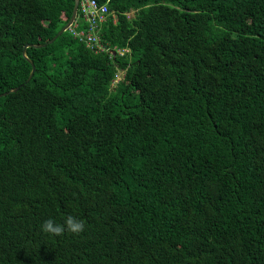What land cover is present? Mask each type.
<instances>
[{
    "label": "trees",
    "instance_id": "obj_1",
    "mask_svg": "<svg viewBox=\"0 0 264 264\" xmlns=\"http://www.w3.org/2000/svg\"><path fill=\"white\" fill-rule=\"evenodd\" d=\"M95 1L0 0V264H264V0Z\"/></svg>",
    "mask_w": 264,
    "mask_h": 264
},
{
    "label": "built area",
    "instance_id": "obj_2",
    "mask_svg": "<svg viewBox=\"0 0 264 264\" xmlns=\"http://www.w3.org/2000/svg\"><path fill=\"white\" fill-rule=\"evenodd\" d=\"M78 2L76 19L79 17L86 25L85 30L76 29V24L69 28L70 32L83 42L87 48L97 52H107V50L100 45L98 36L101 25L110 16V12L106 4L99 5L95 0H75ZM75 19V21H76ZM74 21V22H75ZM120 54L122 52L118 51Z\"/></svg>",
    "mask_w": 264,
    "mask_h": 264
},
{
    "label": "clouds",
    "instance_id": "obj_3",
    "mask_svg": "<svg viewBox=\"0 0 264 264\" xmlns=\"http://www.w3.org/2000/svg\"><path fill=\"white\" fill-rule=\"evenodd\" d=\"M41 230L42 232L52 236H61L65 233V231L78 235L84 230V222L82 220H78L74 216L66 217L63 224L57 223L53 219L49 218L43 222Z\"/></svg>",
    "mask_w": 264,
    "mask_h": 264
},
{
    "label": "water",
    "instance_id": "obj_4",
    "mask_svg": "<svg viewBox=\"0 0 264 264\" xmlns=\"http://www.w3.org/2000/svg\"><path fill=\"white\" fill-rule=\"evenodd\" d=\"M77 8H78V2L75 1L69 21L63 26V28H61V30L51 40H49L47 42L48 44L53 43L58 36H60L64 31L68 30L73 25V23H74V21L76 19V15H77ZM45 46H46V44H43V45H40L39 47H45ZM115 53L116 52H114V51L112 52L113 55H115ZM31 66H32V69H31V72H30V75H29L27 81H29L31 79V77H32V75L34 73V70H35V68H34V66L32 64H31ZM15 90H17V88L13 89L11 91H15ZM5 94L6 93L0 94V97L4 96Z\"/></svg>",
    "mask_w": 264,
    "mask_h": 264
},
{
    "label": "rangeland",
    "instance_id": "obj_5",
    "mask_svg": "<svg viewBox=\"0 0 264 264\" xmlns=\"http://www.w3.org/2000/svg\"><path fill=\"white\" fill-rule=\"evenodd\" d=\"M116 76H117V77H116V80L114 81L112 87H114V85L116 84V82H117L118 80L121 79V77H122V72H118Z\"/></svg>",
    "mask_w": 264,
    "mask_h": 264
}]
</instances>
